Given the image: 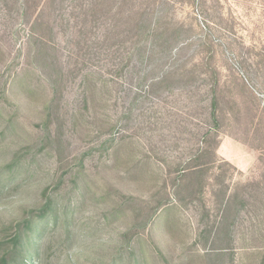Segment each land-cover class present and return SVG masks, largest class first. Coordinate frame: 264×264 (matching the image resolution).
<instances>
[{
    "label": "rangeland",
    "instance_id": "1",
    "mask_svg": "<svg viewBox=\"0 0 264 264\" xmlns=\"http://www.w3.org/2000/svg\"><path fill=\"white\" fill-rule=\"evenodd\" d=\"M47 200L26 264H264V0H0V240Z\"/></svg>",
    "mask_w": 264,
    "mask_h": 264
},
{
    "label": "trees",
    "instance_id": "2",
    "mask_svg": "<svg viewBox=\"0 0 264 264\" xmlns=\"http://www.w3.org/2000/svg\"><path fill=\"white\" fill-rule=\"evenodd\" d=\"M150 31L149 38L146 39L145 45L148 53H158V54H168L170 55L173 51V46L175 44V37L172 32L168 29L153 26L151 23L148 25ZM215 103V99H214ZM213 121H216L215 109L212 110ZM216 135L215 133H213ZM217 135L215 136V148L217 149L219 141H217ZM18 152H14L11 163L3 166L2 169L6 171H11L13 168V162H16V156ZM199 165V164H197ZM193 167L192 174L189 177L195 178L200 170ZM177 181L179 184H183L186 181L187 175L184 172L179 173L177 176ZM178 185V184H177ZM161 204L165 203H159ZM52 216L55 218L53 211L52 201L47 200L42 208L36 211H31L30 214L23 218L21 221H17L15 225L9 227V235L3 240H0V264H26L28 258L31 257L33 253L32 247L34 243V237L40 232V228L45 224L48 218ZM44 228V226H43Z\"/></svg>",
    "mask_w": 264,
    "mask_h": 264
}]
</instances>
